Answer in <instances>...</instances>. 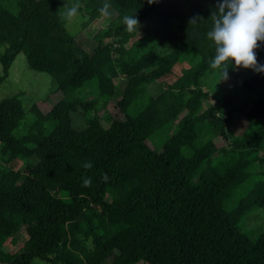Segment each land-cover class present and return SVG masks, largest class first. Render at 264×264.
Segmentation results:
<instances>
[{"label":"trees","instance_id":"trees-1","mask_svg":"<svg viewBox=\"0 0 264 264\" xmlns=\"http://www.w3.org/2000/svg\"><path fill=\"white\" fill-rule=\"evenodd\" d=\"M65 1L0 2V85L22 53L61 97L24 124L19 96L0 100V264H264V228L244 227L264 208V72L205 89L217 0ZM105 2L82 46L60 13L79 3L85 29Z\"/></svg>","mask_w":264,"mask_h":264},{"label":"clouds","instance_id":"clouds-1","mask_svg":"<svg viewBox=\"0 0 264 264\" xmlns=\"http://www.w3.org/2000/svg\"><path fill=\"white\" fill-rule=\"evenodd\" d=\"M147 2L152 4L156 0ZM80 8L79 3H74L70 7H65L60 15L66 23L78 21ZM108 8L109 4L105 2L100 11L107 14ZM209 18L212 26L206 36L215 52L209 59V66L217 71L219 81L228 79L230 67L233 71L244 68L264 72V65L259 64L254 51L264 43V0H217ZM200 20L202 18L195 15L190 18L189 24H196ZM122 23L126 26L127 32L138 33L140 22L133 14L123 16ZM85 167L90 168L92 165L88 163ZM90 184V179L84 180L85 186Z\"/></svg>","mask_w":264,"mask_h":264},{"label":"rangeland","instance_id":"rangeland-1","mask_svg":"<svg viewBox=\"0 0 264 264\" xmlns=\"http://www.w3.org/2000/svg\"><path fill=\"white\" fill-rule=\"evenodd\" d=\"M3 7L10 12L15 10L16 0H0ZM70 0L65 1V4H68ZM116 16V13L110 8L107 9V14L104 15L99 20H96L90 27L82 29L83 16L80 14L78 21H73L72 23L66 24V29L69 33L77 36L78 42L83 46L87 44L93 35L102 28H105L110 20H112ZM242 72H238L234 76L231 77V81L237 77H241ZM2 75V69L0 66V76ZM218 73L207 75L203 80V85L205 89L209 92V94H213L220 90V86L226 89L229 85H227L225 80H220ZM219 81V82H218ZM235 83V81H234ZM227 85V86H226ZM223 89V88H221ZM56 90V83L54 79H52L48 74L34 71L30 69L27 65L26 58L24 54H18L12 65L9 68V75L0 85V100L6 97H12L18 95L21 99L23 109L25 111V120L22 122L29 123L35 119V117L30 113V108L33 105H36L44 114H47L52 106L57 103L61 97L59 94H52ZM108 99V98H107ZM106 100V98H105ZM242 120L239 119L237 122V126L232 127L233 133H231L230 138L234 135L239 137L242 133H244L243 127H241ZM72 126L77 131H82V118L79 117L78 113L72 114ZM23 127V126H21ZM236 137V138H237ZM137 139V138H132ZM176 144L175 146L179 148L182 142V136L179 138H175ZM116 140V135H109L108 141L109 143L114 142ZM118 152H125L122 147H117ZM263 168V167H262ZM261 168V169H262ZM260 169V168H259ZM245 232L249 234H256L252 231H260L264 228V208L256 209L253 213L245 220ZM7 250H11L10 246H6ZM12 250H17L13 248ZM111 260V259H110ZM109 260V261H110ZM30 264H50L40 259H33Z\"/></svg>","mask_w":264,"mask_h":264}]
</instances>
